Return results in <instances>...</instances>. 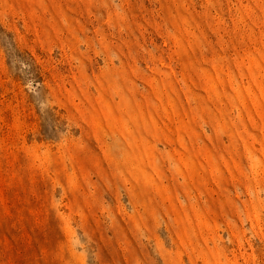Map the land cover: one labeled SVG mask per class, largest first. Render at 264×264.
<instances>
[{
	"label": "rangeland",
	"instance_id": "1",
	"mask_svg": "<svg viewBox=\"0 0 264 264\" xmlns=\"http://www.w3.org/2000/svg\"><path fill=\"white\" fill-rule=\"evenodd\" d=\"M0 264H264V0H0Z\"/></svg>",
	"mask_w": 264,
	"mask_h": 264
}]
</instances>
